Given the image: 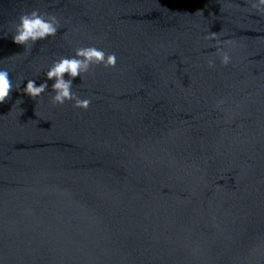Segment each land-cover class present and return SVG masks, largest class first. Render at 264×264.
<instances>
[{"label": "water", "instance_id": "95a60500", "mask_svg": "<svg viewBox=\"0 0 264 264\" xmlns=\"http://www.w3.org/2000/svg\"><path fill=\"white\" fill-rule=\"evenodd\" d=\"M248 8L0 0V69L20 85L0 104V264H264V16ZM34 9L56 36L15 45ZM88 46L116 65L73 81L86 111L54 107L52 81L23 94Z\"/></svg>", "mask_w": 264, "mask_h": 264}, {"label": "clouds", "instance_id": "9594fccd", "mask_svg": "<svg viewBox=\"0 0 264 264\" xmlns=\"http://www.w3.org/2000/svg\"><path fill=\"white\" fill-rule=\"evenodd\" d=\"M249 4L248 10L257 15L264 16V0H245ZM60 28L59 20L51 14L41 13L38 9L30 12H23L13 26L12 42L18 46H25L31 49L38 41L46 40L48 37H55ZM206 39H218V33H210ZM229 41H224V44ZM215 55L220 58L222 66L231 63L228 52L221 51L216 47ZM115 53L107 54L103 49L95 46L81 47L75 50L69 57H60L52 62L45 73V81L36 85L33 79L27 80L23 88V94L32 100H36L49 90L48 81H52L50 92L52 93L50 103L55 106H63L67 102H72L74 109L86 111L91 104V99H80L73 91V81L82 78L90 69L97 66L104 68L115 67ZM210 68L214 66L209 61ZM67 77V78H65ZM20 85L13 87L9 70L0 69V104H4L10 98L13 90L19 89ZM22 99H17L13 106L22 104Z\"/></svg>", "mask_w": 264, "mask_h": 264}]
</instances>
